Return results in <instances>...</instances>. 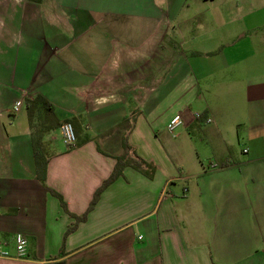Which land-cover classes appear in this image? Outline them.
Instances as JSON below:
<instances>
[{
    "label": "crops",
    "instance_id": "crops-1",
    "mask_svg": "<svg viewBox=\"0 0 264 264\" xmlns=\"http://www.w3.org/2000/svg\"><path fill=\"white\" fill-rule=\"evenodd\" d=\"M242 1L0 0V264H264V0ZM37 94L71 122L73 147L52 118L29 126ZM123 135L153 176L126 166L64 238L74 218L35 178L33 146L80 215Z\"/></svg>",
    "mask_w": 264,
    "mask_h": 264
},
{
    "label": "trees",
    "instance_id": "trees-1",
    "mask_svg": "<svg viewBox=\"0 0 264 264\" xmlns=\"http://www.w3.org/2000/svg\"><path fill=\"white\" fill-rule=\"evenodd\" d=\"M32 1L40 2V0H32ZM24 107H25V110L27 113L29 126H31V127L34 126L33 125L34 124V121H33L34 115L37 111H40L43 113V119L45 120V122H46V120H49L50 118L53 119L51 122H49L47 124V129H54V128L60 127L61 123H59L54 117L53 106L42 95L37 94V95L33 96L32 98H25L24 99ZM133 120H134V118H132V120L130 121V128L132 127ZM65 121H69V120H65ZM65 121H63V122H65ZM122 147H123V151L119 156L116 157V162L114 164V167H113L111 173L109 174V176L105 180H103L101 185L95 190L85 212H83L80 215H76V214H73V213H70L67 211L66 205H65V203H64V201H63V199L59 193H57L53 189L46 186L45 177H46V167H47V163L49 160V155H48L47 151L43 150L42 148L38 149L36 147V145L33 146V156H34V164H35V178L43 184L44 188L47 191H49L50 193H52L53 195H55L59 199L63 210L65 212H67L69 214V216L74 218V221L67 227V229L64 233V238L66 237V235L68 233L72 232L76 228V226L78 225L79 222H82L86 219L88 212L94 207V205L98 201L101 192L108 185H110L117 177L122 175L123 169L126 166L133 167L134 169L138 170L140 173H142L143 175H145L147 177L153 176V174L155 172V165L153 163L148 162V161L142 159L141 157H138V156L132 157L130 155L131 146L128 143L127 135H123V137H122ZM62 252L63 251H61V253ZM46 264H64V262L61 260V261H52V262H49Z\"/></svg>",
    "mask_w": 264,
    "mask_h": 264
},
{
    "label": "rangeland",
    "instance_id": "rangeland-1",
    "mask_svg": "<svg viewBox=\"0 0 264 264\" xmlns=\"http://www.w3.org/2000/svg\"><path fill=\"white\" fill-rule=\"evenodd\" d=\"M237 1V0H236ZM240 2H243L242 0H239ZM188 2L190 3H193L192 2V0H188ZM234 11V13L233 14H237L236 13V11H235V9L233 10ZM229 12V11H228ZM192 14V13H191ZM228 17L230 16V17H232L233 15H232V13H227L226 14ZM201 19H197L195 22H192V25H191V34L193 35V36H195V35H197V34H199L200 33V27H201ZM209 24H210V22H209ZM225 30H229V31H234V26L233 25H228V26H226L225 27ZM201 40V39H200ZM215 95L216 94H213V93H210L207 97H209V98H211L212 100L213 99H216V100H218L217 99V97H215ZM224 96L225 97H227V92H226V90H225V92H224ZM203 102L202 101H197V103H195V104H193L192 106H190V108H191V112H193V111H200V109H202L203 107ZM187 110H189V108L187 107ZM43 118V113L42 112H40V111H37L36 113H35V115H34V119H33V121H34V124L33 125H38L39 124V120L40 119H42ZM182 126L180 125V126H176L175 128H174V130L172 131L173 133H174V135L175 136H171L172 134V132H170L168 129H167V127H165V130L161 133V138H162V140H163V142H164V144L166 143V142H168V141H166V137L168 138V136H170L168 139H169V142L167 143V147H168V149L170 150V147H171V144L173 145V146H180V143H179V140H180V138H181V136H179V134H180V130H182ZM196 133H195V135H196V138H199V136H198V132L197 131H195ZM199 146H198V148H199V150H201V144H198ZM182 147L180 148V149H183L184 150V152H183V155H184V160H186V156H187V153L185 152V150H186V148H184V145H183V142H182V145H181ZM177 149H179V148H177Z\"/></svg>",
    "mask_w": 264,
    "mask_h": 264
},
{
    "label": "built area",
    "instance_id": "built-area-1",
    "mask_svg": "<svg viewBox=\"0 0 264 264\" xmlns=\"http://www.w3.org/2000/svg\"><path fill=\"white\" fill-rule=\"evenodd\" d=\"M14 111L18 110V106L15 105L14 106ZM200 113H196L195 117L198 118L200 117ZM209 120V119H207ZM181 122V119L179 117V115H174L168 122L167 124V129L169 131H173L174 128ZM60 135H61V140L63 142V144L67 147V148H71L75 145L76 143V135H75V131L74 128L71 124L70 121H65L63 122L60 127ZM26 245H27V240L24 237L23 234L21 233H16L14 235V248H15V252H16V257L20 258V257H24L26 255ZM0 256H8V252L6 250H4L3 248L0 247Z\"/></svg>",
    "mask_w": 264,
    "mask_h": 264
}]
</instances>
